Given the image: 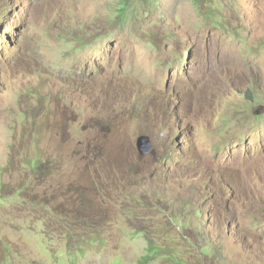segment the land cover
Instances as JSON below:
<instances>
[{
  "label": "rangeland",
  "instance_id": "1",
  "mask_svg": "<svg viewBox=\"0 0 264 264\" xmlns=\"http://www.w3.org/2000/svg\"><path fill=\"white\" fill-rule=\"evenodd\" d=\"M0 264H264V0H0Z\"/></svg>",
  "mask_w": 264,
  "mask_h": 264
},
{
  "label": "water",
  "instance_id": "2",
  "mask_svg": "<svg viewBox=\"0 0 264 264\" xmlns=\"http://www.w3.org/2000/svg\"><path fill=\"white\" fill-rule=\"evenodd\" d=\"M261 112H262L261 109H257L255 111L256 114H260ZM136 146H137L139 152L142 154L144 151H151L152 150V146H151V143L149 141V137L146 135L138 136V138L136 140Z\"/></svg>",
  "mask_w": 264,
  "mask_h": 264
},
{
  "label": "trees",
  "instance_id": "3",
  "mask_svg": "<svg viewBox=\"0 0 264 264\" xmlns=\"http://www.w3.org/2000/svg\"><path fill=\"white\" fill-rule=\"evenodd\" d=\"M150 248H152V247H150Z\"/></svg>",
  "mask_w": 264,
  "mask_h": 264
},
{
  "label": "clouds",
  "instance_id": "4",
  "mask_svg": "<svg viewBox=\"0 0 264 264\" xmlns=\"http://www.w3.org/2000/svg\"><path fill=\"white\" fill-rule=\"evenodd\" d=\"M139 151V150H138Z\"/></svg>",
  "mask_w": 264,
  "mask_h": 264
}]
</instances>
